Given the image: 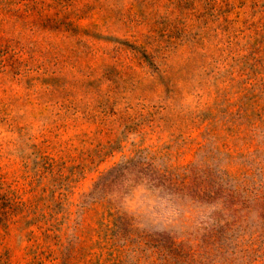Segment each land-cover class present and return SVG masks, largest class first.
Wrapping results in <instances>:
<instances>
[{
    "label": "rangeland",
    "instance_id": "obj_1",
    "mask_svg": "<svg viewBox=\"0 0 264 264\" xmlns=\"http://www.w3.org/2000/svg\"><path fill=\"white\" fill-rule=\"evenodd\" d=\"M220 165L264 181V0H0V264H163Z\"/></svg>",
    "mask_w": 264,
    "mask_h": 264
},
{
    "label": "trees",
    "instance_id": "obj_2",
    "mask_svg": "<svg viewBox=\"0 0 264 264\" xmlns=\"http://www.w3.org/2000/svg\"><path fill=\"white\" fill-rule=\"evenodd\" d=\"M199 171L188 167V179L172 189L177 229L162 232L155 246L163 264L264 263V181L249 168Z\"/></svg>",
    "mask_w": 264,
    "mask_h": 264
}]
</instances>
